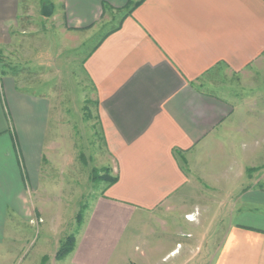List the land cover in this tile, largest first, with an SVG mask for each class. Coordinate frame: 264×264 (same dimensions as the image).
Instances as JSON below:
<instances>
[{
    "label": "crops",
    "instance_id": "obj_1",
    "mask_svg": "<svg viewBox=\"0 0 264 264\" xmlns=\"http://www.w3.org/2000/svg\"><path fill=\"white\" fill-rule=\"evenodd\" d=\"M28 7V0H0V51L13 54L29 43ZM61 8L77 30L119 14L83 60L116 177L94 197L87 222L99 229L107 216L109 233L98 241L85 232L81 240L79 261H95L102 258L97 242L105 241L103 255L111 250L114 222L134 208L153 210L187 196L190 171L208 136L237 116V100L202 89L199 79L218 64L235 72L259 69L264 0H62ZM50 109L45 93L26 89L18 75L0 69V242L10 215L26 216L33 194L55 183L43 173ZM260 183L264 175L237 197L235 220L227 224L213 264H264Z\"/></svg>",
    "mask_w": 264,
    "mask_h": 264
},
{
    "label": "rangeland",
    "instance_id": "obj_2",
    "mask_svg": "<svg viewBox=\"0 0 264 264\" xmlns=\"http://www.w3.org/2000/svg\"><path fill=\"white\" fill-rule=\"evenodd\" d=\"M28 1L29 46L13 54L0 51V69L18 75L26 89L50 98L43 173L55 183L33 194L26 216L10 215L0 242V264H213L226 226L235 220L237 197L264 175V57L257 71L235 72L218 64L203 74L200 87L237 100V116L208 136L202 158L190 171L194 177L187 196L165 200L153 210L134 208L124 220L114 222L110 252L103 255L105 241L95 240L96 255L102 258L89 257L84 263L79 261L84 233L98 241L109 233L107 216L99 229L88 228L87 222L94 197L109 185L111 171L96 89L83 70V60L105 31L117 25L119 14L77 30L69 26L62 0ZM39 50L45 54L36 55ZM246 97H251L249 104ZM250 109L260 116L250 119ZM69 236L74 238L73 248L57 255Z\"/></svg>",
    "mask_w": 264,
    "mask_h": 264
},
{
    "label": "trees",
    "instance_id": "obj_3",
    "mask_svg": "<svg viewBox=\"0 0 264 264\" xmlns=\"http://www.w3.org/2000/svg\"><path fill=\"white\" fill-rule=\"evenodd\" d=\"M45 13V12H44ZM97 103V102H96ZM108 170H110V167H107ZM116 181V177L115 176H111L109 178V184L113 183ZM69 242H67L66 245H64L63 249L59 252H57V255H63L66 252H68L69 250H71L73 248L74 245V238H72L71 236L68 237L67 239Z\"/></svg>",
    "mask_w": 264,
    "mask_h": 264
}]
</instances>
